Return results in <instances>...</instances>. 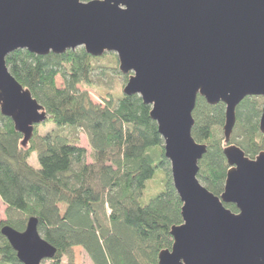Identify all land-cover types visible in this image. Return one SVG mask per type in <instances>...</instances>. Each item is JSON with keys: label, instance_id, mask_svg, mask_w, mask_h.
I'll list each match as a JSON object with an SVG mask.
<instances>
[{"label": "water", "instance_id": "obj_1", "mask_svg": "<svg viewBox=\"0 0 264 264\" xmlns=\"http://www.w3.org/2000/svg\"><path fill=\"white\" fill-rule=\"evenodd\" d=\"M84 47L115 53L164 139L183 223L158 264H264V151L251 158L232 144L237 108L264 98V0H0V111L29 144L49 115L10 72L18 49L37 55ZM198 96L225 104L224 154L229 164L218 196L199 180L208 146L193 136ZM264 134V104L259 121ZM236 205L238 211L226 207ZM22 264H43L57 248L31 217L24 231L1 229Z\"/></svg>", "mask_w": 264, "mask_h": 264}, {"label": "trees", "instance_id": "obj_2", "mask_svg": "<svg viewBox=\"0 0 264 264\" xmlns=\"http://www.w3.org/2000/svg\"><path fill=\"white\" fill-rule=\"evenodd\" d=\"M94 59L84 47L48 55L18 49L7 56L12 75L60 131L40 135L36 126L23 146V135L0 111V199L6 206L5 219H0V264H22L1 229L10 225L24 231L31 217L38 219L42 237L57 248L49 264H63L66 257L73 264L76 246L94 264H158L160 251L172 247L171 229L183 223V202L173 184L164 139L150 115L152 107L140 95L116 99L112 93L102 94L105 105L94 103L79 88L94 84ZM58 76L63 87L57 85ZM263 99L246 97L237 108L231 143L251 158L264 151L259 129ZM193 116V136L208 146L198 178L220 196L229 169L220 132L225 104L210 105L198 96ZM70 127L86 132L92 163L86 161V149L64 133ZM33 151L39 168L29 163ZM158 171L165 189L145 202L147 182ZM226 207L238 211L234 204Z\"/></svg>", "mask_w": 264, "mask_h": 264}, {"label": "rangeland", "instance_id": "obj_3", "mask_svg": "<svg viewBox=\"0 0 264 264\" xmlns=\"http://www.w3.org/2000/svg\"><path fill=\"white\" fill-rule=\"evenodd\" d=\"M94 63V76L93 81L94 84L92 87H85L83 85H79L81 90H86L89 93L91 100L96 104L105 105L104 100L102 99V94L112 93V95L118 99L121 97L123 93V89L128 81V76L123 75L119 70V60L115 53H106L101 57H96L93 61ZM57 85L63 87V79L61 76H58ZM110 97V96H109ZM264 102V99L262 100ZM37 130L40 135H45L48 132H58L60 131V127L52 122L46 121L42 124H39ZM64 133L68 134L72 139H76L77 145L83 147L87 151L86 161L87 163H92L93 151L90 145L88 136L86 132L82 129L77 128H66L63 130ZM221 136L223 135V128L221 129ZM235 134V131L233 135ZM224 136V135H223ZM29 163L35 168H39V160L36 151H33L30 158ZM171 170V165L169 166ZM147 191L144 201L147 202L150 199L157 196L160 192L165 189L163 183V174L158 171L156 177L153 181L147 182ZM5 210L6 206L0 199V219H5ZM146 262H149L145 259ZM72 261L73 264H94L86 250L82 246H76L72 250ZM43 264H49V262H44ZM63 264H70L68 257L64 259Z\"/></svg>", "mask_w": 264, "mask_h": 264}]
</instances>
